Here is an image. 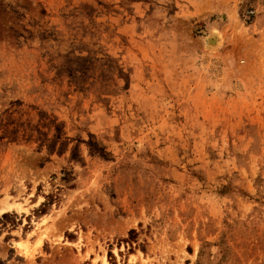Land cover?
<instances>
[{
    "label": "rangeland",
    "instance_id": "rangeland-1",
    "mask_svg": "<svg viewBox=\"0 0 264 264\" xmlns=\"http://www.w3.org/2000/svg\"><path fill=\"white\" fill-rule=\"evenodd\" d=\"M0 264H264V0H0Z\"/></svg>",
    "mask_w": 264,
    "mask_h": 264
},
{
    "label": "bare ground",
    "instance_id": "bare-ground-1",
    "mask_svg": "<svg viewBox=\"0 0 264 264\" xmlns=\"http://www.w3.org/2000/svg\"><path fill=\"white\" fill-rule=\"evenodd\" d=\"M216 34H219L218 32H216ZM214 34L212 33V35L211 36H213ZM216 35H214L213 37H211L210 38V45L211 46H213L214 45V47L215 46H218L219 44L218 43H221V37L219 36V35H217L216 37H215ZM209 45V46H210Z\"/></svg>",
    "mask_w": 264,
    "mask_h": 264
},
{
    "label": "trees",
    "instance_id": "trees-1",
    "mask_svg": "<svg viewBox=\"0 0 264 264\" xmlns=\"http://www.w3.org/2000/svg\"><path fill=\"white\" fill-rule=\"evenodd\" d=\"M136 235V231L135 230H131L129 232V239L124 240V242L128 243L129 241H132L133 237Z\"/></svg>",
    "mask_w": 264,
    "mask_h": 264
}]
</instances>
